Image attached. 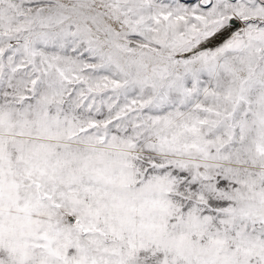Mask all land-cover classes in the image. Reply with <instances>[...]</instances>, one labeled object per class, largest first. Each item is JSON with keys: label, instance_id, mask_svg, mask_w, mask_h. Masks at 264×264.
I'll list each match as a JSON object with an SVG mask.
<instances>
[{"label": "snow or ice", "instance_id": "obj_1", "mask_svg": "<svg viewBox=\"0 0 264 264\" xmlns=\"http://www.w3.org/2000/svg\"><path fill=\"white\" fill-rule=\"evenodd\" d=\"M0 264H264V0H0Z\"/></svg>", "mask_w": 264, "mask_h": 264}]
</instances>
